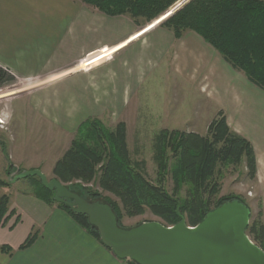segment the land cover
<instances>
[{"label": "trees", "instance_id": "1", "mask_svg": "<svg viewBox=\"0 0 264 264\" xmlns=\"http://www.w3.org/2000/svg\"><path fill=\"white\" fill-rule=\"evenodd\" d=\"M82 1L109 16L127 15L137 25L161 24L176 38L195 31L234 69L264 90V0H181L174 8L171 7L179 0ZM14 80V75L0 66V88ZM153 160L157 166L155 181L148 176L146 160L132 155L126 122L108 126L102 119L90 116L78 126L53 172L54 177L85 198L111 204L121 226L125 216L147 212L167 224H176L184 217L188 224L197 225L209 211L226 201L237 199L247 204L241 194L220 195L230 166L244 164L252 179L257 173L252 142L230 127L223 109L209 123L205 135L168 128L158 131L153 140ZM11 168L10 164V172ZM168 176L173 182L172 191L165 185ZM39 181L42 189L35 192L38 197L49 204L57 203L101 240L87 215L56 201L55 191L46 188L40 178ZM90 183L100 190L93 189ZM0 184L8 182L0 179ZM101 190L110 192L115 199ZM15 214L10 195H0V226ZM20 220L17 215L11 228ZM247 233L264 249V223L260 219L249 223ZM37 236L38 230L34 229L20 248L30 246ZM1 249L8 253L13 250L5 244Z\"/></svg>", "mask_w": 264, "mask_h": 264}, {"label": "crops", "instance_id": "2", "mask_svg": "<svg viewBox=\"0 0 264 264\" xmlns=\"http://www.w3.org/2000/svg\"><path fill=\"white\" fill-rule=\"evenodd\" d=\"M97 11L100 12L82 0H0V30L5 32V37L0 38L6 39L0 42V54L14 57L29 46L33 57L30 65L44 64L42 69L51 72L39 80L1 90L0 95L12 97L34 88L47 89L46 92L58 97L42 103L48 106H43L46 112L41 111V115L73 133L94 111L125 112L130 96L142 85L149 62L164 60L172 51L169 62L174 73L182 75L184 71L188 79L196 82V67L190 69L189 64L199 52L208 54L209 59H215L224 68L231 67L239 78V101L220 109L226 112L230 127L252 142L257 161L256 178L251 181L252 193L260 191L264 195V90L242 71L234 69L192 30L176 38L173 31L161 24L141 27L118 15L112 16L117 18H112L110 25L119 29L128 25V32L125 30L119 37L101 42L95 35L100 24L93 23V27L90 23L92 18L93 22L95 17L99 21L104 18ZM150 43L154 45L151 50L146 48ZM61 45H65L66 53L62 60L56 56ZM213 51L218 54L214 55ZM245 92L253 102L244 99ZM257 99L261 104H256ZM11 163L12 172L14 165H18ZM10 197L16 214L0 228L11 229L20 215L16 226L24 225V235L16 243H5L13 248L12 252L3 251L4 244H0V264H130L127 259L118 258L57 203L49 204L34 192ZM34 229L38 230L36 240L20 248Z\"/></svg>", "mask_w": 264, "mask_h": 264}, {"label": "rangeland", "instance_id": "3", "mask_svg": "<svg viewBox=\"0 0 264 264\" xmlns=\"http://www.w3.org/2000/svg\"><path fill=\"white\" fill-rule=\"evenodd\" d=\"M179 2L180 0L174 5L177 6ZM96 14L104 16L100 21L96 17L95 22L93 18L90 21L92 26L93 23L100 24V29H95V35L101 42L119 37L125 30L128 32V25L123 26V29L110 25L112 18L117 17L108 16L101 11ZM125 17L136 24L127 15H120L119 18ZM194 34L201 38L197 33L194 32ZM0 37H5V32L2 30H0ZM2 40L6 39L0 38V42ZM153 46V43H150L146 48L151 50ZM40 51L41 49L37 50V53ZM64 52L65 45H61L57 49L56 56L61 60L65 59L66 53ZM171 52L164 60L156 63L149 62L150 68L142 85L136 94L130 96L125 112L106 109L91 113V117L96 116L102 119L108 126H114L117 122L124 120L128 123V142L132 155L135 159L146 160L148 176L154 181L157 179V166L153 160V140L157 132L168 128L194 131L205 135L207 125L214 119L218 109L239 101L237 94H241L239 78L231 67L226 69L215 59H209L208 54L199 52L192 63H188L190 69L192 66L196 67L198 79L195 82L188 79L184 71L182 75L174 73L169 62ZM213 52L214 55L218 54L217 51ZM31 55L29 46L21 49L14 57L0 54V66L9 70L15 77L12 83L4 85L0 91L51 75L50 69L49 71L42 69L44 64H35L34 61L35 65L31 66L30 61L31 58L33 59ZM46 91L47 89L34 88L12 97L3 93L0 95V115L3 114L7 118L6 125L3 127L0 125V179L8 182L6 185L0 184V195L9 194L15 197L18 193L41 191L42 185L38 176L11 177V161L16 163L21 170L40 169L48 178H53L56 161L69 147L71 138L77 131L68 132L50 123L46 117L41 115V111L46 112L43 106H48L42 103L47 101L50 103L54 97H58ZM244 99L253 102V98H249L246 92ZM255 102L261 104L258 99ZM33 105L37 107L33 108ZM49 108L52 110L51 106ZM79 121L80 119L77 123ZM247 170L244 164L237 167L230 166L222 181L220 195L241 194L251 210L250 223L254 219H260L264 223V195L260 191L252 193L251 181L256 177L250 178ZM165 185L172 191L173 182L169 176ZM89 186L100 190L96 184L90 183ZM102 192L115 199L110 192ZM153 219H159V217L151 212L134 217L125 216L122 226L131 227ZM18 227L19 225L11 229L0 228V244L10 245L20 240V237L24 235V225L22 228Z\"/></svg>", "mask_w": 264, "mask_h": 264}, {"label": "water", "instance_id": "4", "mask_svg": "<svg viewBox=\"0 0 264 264\" xmlns=\"http://www.w3.org/2000/svg\"><path fill=\"white\" fill-rule=\"evenodd\" d=\"M14 167L11 177L38 176L46 188L55 191L56 201L87 215L101 241L120 259L138 264H264V249L247 233L251 210L240 200L222 203L197 225L182 217L176 224L153 219L123 227L108 202L89 200L40 169Z\"/></svg>", "mask_w": 264, "mask_h": 264}, {"label": "built area", "instance_id": "5", "mask_svg": "<svg viewBox=\"0 0 264 264\" xmlns=\"http://www.w3.org/2000/svg\"><path fill=\"white\" fill-rule=\"evenodd\" d=\"M6 122H7L6 116L1 114L0 115V125L3 127L4 125H6Z\"/></svg>", "mask_w": 264, "mask_h": 264}]
</instances>
